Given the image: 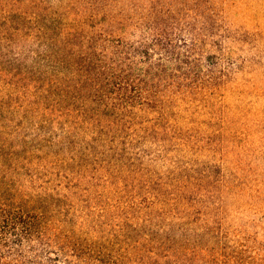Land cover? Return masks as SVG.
<instances>
[{"label": "trees", "instance_id": "obj_1", "mask_svg": "<svg viewBox=\"0 0 264 264\" xmlns=\"http://www.w3.org/2000/svg\"><path fill=\"white\" fill-rule=\"evenodd\" d=\"M237 9L0 0V264H260L225 217Z\"/></svg>", "mask_w": 264, "mask_h": 264}, {"label": "rangeland", "instance_id": "obj_2", "mask_svg": "<svg viewBox=\"0 0 264 264\" xmlns=\"http://www.w3.org/2000/svg\"><path fill=\"white\" fill-rule=\"evenodd\" d=\"M232 1L240 9L236 18L228 17L230 25L256 39L245 37L248 42L226 44L227 55L240 64L236 65L240 70L232 74L229 82L234 93H227L232 97H224L221 107L237 120L238 134L229 142L227 121L221 126L226 141L221 161L246 183L242 197L225 202L226 226L233 237L243 236L247 248L257 250L264 264V0ZM238 90L242 92L239 98Z\"/></svg>", "mask_w": 264, "mask_h": 264}]
</instances>
